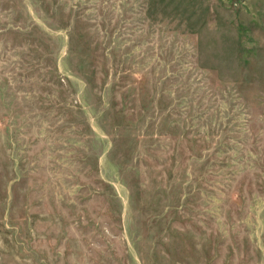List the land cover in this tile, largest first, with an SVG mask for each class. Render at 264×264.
<instances>
[{"label": "rangeland", "instance_id": "374dc122", "mask_svg": "<svg viewBox=\"0 0 264 264\" xmlns=\"http://www.w3.org/2000/svg\"><path fill=\"white\" fill-rule=\"evenodd\" d=\"M0 264H264V0H0Z\"/></svg>", "mask_w": 264, "mask_h": 264}]
</instances>
